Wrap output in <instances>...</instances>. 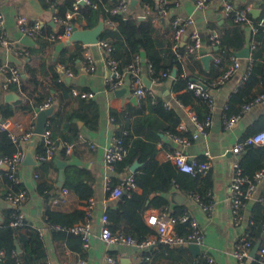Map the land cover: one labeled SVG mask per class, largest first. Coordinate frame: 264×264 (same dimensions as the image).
<instances>
[{"label": "crops", "instance_id": "0c3cea01", "mask_svg": "<svg viewBox=\"0 0 264 264\" xmlns=\"http://www.w3.org/2000/svg\"><path fill=\"white\" fill-rule=\"evenodd\" d=\"M153 1L157 8L156 13L152 14L150 7L147 4H141L140 0H130L129 8L124 15L132 16L138 20H145L150 16L154 26V36L157 38L168 37L169 40L173 41V19L191 20V24L186 28L180 41L178 43L174 41L175 45L173 48H176L178 44L183 47L181 51H177V53H183L181 58H178L176 53L177 60L181 66L180 78L189 77L191 82L205 85L213 97L214 105L211 110V124L206 129V134L197 138H193L195 124L191 119L190 113H193L199 121H203L209 113L208 106L206 102L203 101V104L197 100H193L192 104L189 105H182L179 102L177 96L185 92V89L176 91L173 88L175 84L173 81L175 78L174 70L172 72H161L160 76L153 77L150 58L140 55L142 60V83L145 86L144 80H149L150 86L148 88L152 91L156 101L160 100L163 104H167L166 108L175 112V117L179 121L176 126H173L172 116L151 113L152 104L150 97L139 98L136 96L135 102L131 101V98L135 95L126 74H124L123 84L117 89L111 90L106 85L105 79L109 75L106 60L111 55L102 47H88L94 60L95 71L87 73L81 68L86 45L65 41L62 38L51 39L48 37L51 32L47 30V27L57 29L60 24H63L55 14L57 12L56 4H60L61 0H57L56 3H49L47 7H43L39 0H0L3 31L5 32V37L12 43L13 51H29L27 47L35 45L34 38L36 35L30 38L31 45L29 46L20 42L22 35L17 25L19 16H25L30 21H39L44 29L42 50L38 53V60L34 58L30 66L34 69V80L37 84L34 90L20 92L19 85L21 83L15 84L17 86L16 89H9L11 83L8 84L7 89H4L3 85L6 83L7 76L0 74V105L9 104L14 110V114L9 118L12 123V132L18 137L29 130L34 132L37 118L36 110L48 98H51L53 111L50 116L54 115L55 119L52 123L53 141L57 143V146L60 148L64 143L61 139V133L66 117L71 113L84 117V120L75 119L79 130L78 133L95 145V149H91L86 143L79 142L70 155H62L59 152L53 160L33 165L24 164L23 160L28 151L31 152L34 159V155L37 154L35 152L36 146L41 140L40 135L34 133L28 140L22 141L19 147L15 146V149L21 154V163L17 168L16 175L19 178L22 190L26 193L18 209L23 215L25 223L38 230L41 245L47 253L46 264H74L79 259H83L85 264H104L106 253L117 259L120 264H196L194 260L199 258L202 260L199 264H207L202 258L203 254L212 257L216 264H258L256 253L252 256V248L248 256L242 261L235 259L231 252L235 239L243 233L248 232L250 234L253 246L261 237L260 228L264 222V206L260 198L264 196V183L259 185L245 199L240 210L241 220L238 224H235L231 216L229 188L232 177V163L236 159L241 162V159L247 153L246 149L240 155H235L231 153V149L246 136L264 128V99L242 113L233 127L227 129L223 124L225 116L238 114L244 104H241L237 98L233 106L230 109L227 108L231 95L235 94L238 88L243 85V77L247 73L249 66H252L251 52L255 47L254 37L256 34L252 33L250 25L233 22L232 18L224 13L223 2L220 0H214L201 9L196 8L195 0ZM117 2L118 0H115V3ZM230 2L234 8L249 9V17L251 16L253 19L263 15L264 0H230ZM253 9L259 10V14L256 17L250 14V10ZM155 19L156 22L154 23ZM51 22H53V25H50ZM251 23L254 25L252 20ZM105 24L114 26V24L109 22ZM76 27L80 29L78 26ZM235 29L236 32H234ZM191 31H198L202 36L203 46L199 58L194 55H184V51L190 43L189 33ZM210 32H214L218 39L222 35L239 36L243 39V46L235 52L245 47H249L250 50L249 58H238L239 68L224 83L216 87H213L212 83L231 64V56L227 57L223 51L219 50L218 45H210ZM8 52L9 50L0 45V64L8 63L17 66L21 71V82H23L27 76L26 71L29 69V66H26L31 55L30 51L28 56H15L11 52L20 60V64L8 62ZM204 55L219 56V64L216 65L210 61L208 70H205L201 62V57ZM71 56L74 57L72 58ZM59 66H64L71 70L73 76L65 77L58 82L57 79L62 75L59 72ZM125 69L122 70L123 73H125ZM173 72L174 76H172ZM164 73H166L165 76L163 75ZM261 87L260 85V87L252 89L255 92L253 98L261 93L258 91ZM65 88L86 92L91 96L82 98L83 101L80 102L79 96L66 93ZM8 93L15 94L17 98L13 102H8L6 100ZM28 94H31V96L28 97ZM24 99L28 100L29 103L40 101L41 104L33 112L24 111ZM140 108H142V116H151L158 121V124L173 128L178 132L176 136L182 140V142L175 141L173 138L175 134L169 131L160 133V140L155 143L156 152L154 154V160L158 164L165 162L172 164L168 154L174 150H180L188 157L206 160L210 165L209 171L205 176H197V181L192 190H186V183H183L182 187L174 183L168 191L159 194L166 201L164 206H151L142 214L145 221V216L148 213L167 207L170 214L183 212L194 217L204 233L203 244L198 246L199 252L195 256L188 246L171 247L159 244L140 250L119 244L107 245L100 239L101 215L106 213L108 208L115 207L119 201L107 202L105 200L107 180L109 178L111 182L115 180L116 185L120 178L129 174L133 175L136 172L132 173L130 169L123 173L109 172L105 168L103 161L104 149L116 136V129L118 128L110 112L129 113ZM227 109L230 111V115L227 114ZM0 120L2 119L0 118ZM128 120L131 122L133 117H128ZM93 123H95L94 126H92ZM123 132L125 131H122V134ZM4 155L0 151V162H2ZM69 166L87 171L84 182H89L92 189V195L89 199L94 202L89 226V243L85 248L82 246L80 252L71 250L72 248H69L66 244V239L59 238L52 228L53 225L50 224L51 218L45 215L46 211L53 214H66L74 210H83L89 200H81L72 191L71 187L64 185L65 171ZM138 167H140V164ZM1 171L3 169L0 168ZM181 176L183 175L181 174ZM41 186L45 188L41 189ZM9 189L8 184L0 178V226L4 224L7 218V210L12 208L11 204L6 200V193ZM63 189L67 190L65 194H63ZM135 191L141 193L142 190L137 187ZM201 193L205 194L203 198L210 194L213 202V210L210 214L204 212L194 200L193 194L200 195ZM153 195L154 193L149 197L151 198ZM178 195L183 198L177 197ZM61 197L63 200L58 203L53 202L54 198ZM148 203L149 200L147 201ZM57 219L52 217L55 222ZM257 233L259 234L258 237ZM70 245L74 247L73 243ZM15 253L17 254L18 252L15 251ZM32 257L33 255L30 259ZM28 263L29 261L24 264Z\"/></svg>", "mask_w": 264, "mask_h": 264}, {"label": "trees", "instance_id": "16d2710c", "mask_svg": "<svg viewBox=\"0 0 264 264\" xmlns=\"http://www.w3.org/2000/svg\"><path fill=\"white\" fill-rule=\"evenodd\" d=\"M43 7H47L49 3H56L57 0H39ZM74 0H61L60 4H56L57 12L56 17L59 20H64L66 13H73L69 19V23L80 29H91L102 21L105 25L100 34L99 40L107 41L111 47L110 55L117 62L118 69L122 71L128 66L135 54L144 55L150 58V67L152 69V76L158 77L161 72L175 71L174 86L176 91L185 89V92L178 94L177 98L182 105L192 104L193 100H197L204 104V100L200 97H195L192 90L187 88L191 79L189 77L180 78L181 66L177 60L176 53L181 51L183 47L178 44L173 48L175 42L169 40L168 37L157 38L154 36V26L149 16L145 20H138L132 16H125L124 14H112L109 9L116 3L115 0H90V4H79L76 11L72 8ZM141 4H147L150 7L151 13H156L157 8L153 0H140ZM96 7V8H95ZM261 17L250 19L254 25L257 26ZM112 23L114 26H107L105 23ZM47 30L54 34H61L64 30V24H60L57 29L47 27ZM236 32V29L234 30ZM44 29L36 34L33 47H27L30 51L29 62L27 63V76L26 79L19 85L20 92H28L34 90L36 81L34 80V69L30 67L32 61L38 60V53L41 52L43 47L42 35ZM172 36V35H171ZM171 39V38H170ZM255 47L251 52L252 66L250 73L235 94L231 95L227 108L230 109L238 98L241 104L246 103L255 95L252 91L253 88L262 86L259 92L264 90V26H258V32L254 37ZM80 43V42H77ZM79 45V44H78ZM81 46V45H80ZM219 50L229 57L243 46V39L239 36H226L219 37ZM173 48V50H172ZM72 58L74 56H71ZM74 60V59H73ZM63 62V60H61ZM33 87V89H32ZM15 84H10L9 89H16ZM66 93L70 94V90L65 88ZM258 92V93H259ZM31 94H28L30 97ZM83 101L80 98V102ZM149 101V100H148ZM23 107L24 111L33 112L41 104L40 101L29 103L25 100ZM229 106V107H228ZM227 109V114L230 111ZM151 113L160 114L162 116H172L173 126H176L178 118L175 117V112L171 109L164 107L163 103L158 100L154 105H151ZM14 114L13 108L9 104L0 105V118L5 120L9 119ZM111 117L116 129V137H120L124 146L127 149L125 157L116 163V172L123 173L134 162H138L140 167L133 174L134 180L138 188H141V193L135 190L129 193V196L124 194L116 203L115 207L108 208L106 211L108 217V225L111 231L121 230L127 235L132 236L138 242L146 236L153 233V231L146 225L143 219V212L151 207L164 206L166 201L159 196L160 193L168 191L174 183L182 187L186 183V190H192L197 181V176L192 177L189 174L179 172L174 165L170 162L158 164L154 160L156 152L155 143L160 140V133L169 131L175 135L178 132L169 126H162L158 124L151 116H142V108L133 110L132 112L115 111L110 112ZM128 117H133L129 122ZM175 117V119H174ZM75 119L84 120L82 115L69 114L66 117L65 125L61 133V139L64 142L74 141L78 127ZM49 129L51 132V139H54V132L52 123L55 121L54 115L49 116L47 119ZM92 123V122H91ZM96 123V121H95ZM93 123L92 126L95 125ZM161 128V129H160ZM125 131V134H122ZM15 145L9 140L5 133H0V151L7 156H11L15 152ZM45 147L42 139L36 146V153H44ZM60 154L64 155L63 150ZM45 163V162H43ZM241 167L243 174L251 177L256 171L264 169V146H251L247 149V153L241 159ZM87 171L74 166H69L65 171V186L71 187L72 191L81 199L88 200L92 195V189L89 182H84ZM181 174L183 176H181ZM5 183L8 184L10 190L14 193L22 190L20 184L13 183L10 179L3 177ZM115 185V180L111 182V186ZM45 187L41 186V189ZM154 195L150 198L151 194ZM205 194L201 193L198 196L204 201ZM149 203L147 204V201ZM13 208L7 210V218L2 226H0V252L3 253V258H0V264H46L47 253L45 248L41 245V239L37 229L32 228L27 223L18 227H12L10 222V215ZM183 212L174 213L171 215H180ZM48 218H51L50 224L55 226L57 224L63 226H72L74 223L82 221L84 218L83 210H74L66 214H53L49 211L45 212ZM53 218H58L55 221ZM49 221V220H48ZM177 230L181 234L187 233L186 225H178ZM59 238L66 239V244L71 250L80 252L82 247L81 237L71 232L62 230L54 231ZM257 237L259 234H256ZM15 242L20 247V252L12 257L15 253ZM73 243L74 247L70 244ZM185 248V247H184ZM33 257L30 259V257ZM199 264L202 260L199 258L194 260Z\"/></svg>", "mask_w": 264, "mask_h": 264}, {"label": "built area", "instance_id": "2783aa9c", "mask_svg": "<svg viewBox=\"0 0 264 264\" xmlns=\"http://www.w3.org/2000/svg\"><path fill=\"white\" fill-rule=\"evenodd\" d=\"M83 1L84 4H90V0H77L72 3V8L74 11L77 10L79 2ZM214 0H195L196 8L201 9L207 6ZM223 2V11L227 16H230L235 23L247 24L251 26L252 33L256 34L258 32V26L264 25V12L257 26H254L251 23L249 17V9H237L234 8L230 0H220ZM130 0H118V2L109 10L112 14H125L129 8ZM73 16V13H66L65 19L61 22L64 24V30L61 34L49 33L48 37L51 39L62 38L65 41H69V37L73 32L74 27L69 23V19ZM156 22V19L153 21ZM191 24L190 19L179 20L178 18L173 19L172 28H173V39L178 43L185 33L186 28ZM18 30L22 36H27L29 39L34 35L42 31V24L39 21H30L25 16H19L17 19ZM190 43L187 45L184 55H194L196 58L200 57V51L202 49V36L198 31H191L189 33ZM209 40L211 46H217L219 44L218 36L214 32H210ZM0 45L5 47L9 52H13L15 56H28L29 51H13L12 43L5 37V32L3 31V20L0 15ZM89 46H99L102 47L108 54L111 52V47L106 41L98 40L94 45H86V50L84 53V60L81 64L83 71L87 73H93L95 71L94 60ZM183 55L177 53L178 58H181ZM212 62L216 65L219 64V56H212ZM108 67L109 75L105 79L106 85L111 89H117L123 84L124 74H126L130 80L131 87L133 88L134 95L141 97H150V102L154 105L157 101L154 98L150 88L145 87L142 83L141 70H142V60L139 54H135L125 69V73L118 69L117 62L112 58L108 57L106 60ZM239 68L238 58L234 55L231 56V64L227 69L212 83L213 87H216L227 80L231 74H233ZM251 70L249 66L247 73L243 77L242 83L245 82ZM59 72L62 74L57 81H62L65 77L69 78L73 76V72L64 66H59ZM0 74L7 76L6 83L3 85L4 89H7L8 84H20L22 79V74L19 68L13 64L2 63L0 64ZM164 76L166 73L163 74ZM189 90H192L193 94L206 102L208 106L209 113L203 121H199L193 113H190L191 119L195 124V132L193 138L206 134V129L211 124V110L214 105L213 97L206 88L196 82H189L187 85ZM70 92L74 96H79L80 98L90 97L91 95L86 92H79L75 89H70ZM264 99V90L244 103L241 107V110L238 114L225 116L223 124L225 128H231L238 121L241 114L249 110L253 105L259 103ZM52 99L48 98L47 101L42 104L38 110H45L52 106ZM164 107H167V104H163ZM48 121L45 122L44 131L40 135L45 151L44 153H37L34 155V160L36 163H42L49 160H53L57 153L60 150H63L64 155H70L76 144L79 142L86 143L91 149H95V145L85 139L81 134H77L75 141L64 142L59 148L57 143L51 139V132L48 127ZM12 123L10 119L0 120V133H5L9 140L16 147H19L22 141L28 140L34 135V132L29 130L21 136H16L12 130ZM125 132H123V135ZM175 141L182 142V140L174 135ZM251 146H264V128L260 131L246 136L241 141L237 142L231 149V153L235 155H240L244 150L248 149ZM127 149L123 144V141L120 137H113L111 143L104 149L103 161L105 168L109 172L116 171V163L121 161L126 155ZM169 160L176 167L179 172L189 174L190 176H205L210 168L209 163L206 160L198 159L196 157H188L180 150H174L168 154ZM2 162L7 166L6 170L0 172V178L6 177L10 179L13 183L19 184V178L16 175L17 168L21 163V154L16 150L11 156L4 155L2 157ZM264 183V169L256 171L251 177H248L243 174L240 161L236 159L232 163V177L229 188L230 193V212L233 221L235 224L241 220L240 210L244 204L245 199H247L256 188ZM137 189L136 182L132 174L122 177L119 179L118 183L114 186H111V179L107 180V194L105 200L107 202L118 201L120 198L126 194L129 196L131 191ZM67 192L66 189H63V194ZM26 193L24 190H21L17 193H14L9 189L6 193V200L11 204L13 211L10 215L9 224L12 227L21 226L24 223V217L19 211V206L23 202ZM194 200L198 203L199 206L203 209L204 212L210 214L213 210V202L210 198V194L207 195L206 200L204 201L198 195L193 194ZM63 198H54L53 202L58 203ZM264 206V196L260 198ZM94 202L92 199H89L88 202L83 207L84 218L81 222L76 223L72 226H52L54 230H62L66 232H71L73 234L79 235L82 240V246L85 248L89 243V226L91 222V216L93 211ZM101 229H100V239L107 245L119 244L130 247H135L140 250H145L159 244L168 245L171 247L178 246H188L191 244L202 245L204 241V233L201 226L198 224L196 219L187 213H182L180 215H171L167 207H163L157 211H152L145 216L146 225L153 231L152 234L146 236L141 241H137L130 235L125 234L120 230L111 231L108 225L107 214L104 213L101 215ZM186 225L187 233L181 234L177 230L178 225ZM260 235L262 236V241L259 244L256 256L258 264H264V222L260 228ZM253 246V241L248 232L243 233L238 236L232 248V256L242 261L245 257L248 256L249 251ZM16 253L12 254V257H15ZM0 257H3V253L0 252ZM202 258L207 264H216L212 257L207 254H203ZM74 264H85L83 259L77 260ZM104 264H120L117 259L112 257L110 254L106 253L104 256Z\"/></svg>", "mask_w": 264, "mask_h": 264}, {"label": "water", "instance_id": "95a60500", "mask_svg": "<svg viewBox=\"0 0 264 264\" xmlns=\"http://www.w3.org/2000/svg\"><path fill=\"white\" fill-rule=\"evenodd\" d=\"M79 4L83 5L84 2L80 1ZM250 14L253 17H256L259 14V10H255V9L250 10ZM50 25H53V22H51ZM104 27H105V25L102 21H99L97 23V25L91 29L83 30V29H78L77 27H74L73 32L71 33V35L69 37V42H80L84 45H94L98 42V40L100 38V34L103 31ZM20 42L24 45H27V46L31 45V40L27 36H22ZM234 55L237 58H249V55H250L249 47H245L242 50L235 52ZM7 60H8V62L20 64V60H18L11 52H8ZM211 60H212L211 55H204L201 57V62L203 64L205 70H208L209 63ZM172 76H174V72L172 73ZM144 83H145L146 87L150 86L149 80H144ZM202 86H203V88H206L205 85H202ZM16 98H17L16 95L13 93H8L6 95V100L8 102H13V100H15ZM135 99H136V96H133L131 98V101L135 102ZM52 111H53V107H50V108L45 109V110H38V109L36 110L37 118H36V123H35V128H34V133L36 135H41L43 133L46 119L50 116ZM23 163L27 164V165H33L36 163L35 160L33 159V156H32L30 151H28L26 153L24 160H23ZM138 166H139V163L134 162L130 166L129 169L132 173H134L137 170ZM0 168L3 170H6L7 166L3 162H0ZM177 197L183 198L180 195H178ZM261 240H262V236L255 242L254 246L252 247V256L255 255L257 248H258L259 244L261 243ZM15 247H16V251L19 253L20 247L17 244V242H15ZM188 248L191 250V252L194 256L199 252L198 245L191 244V245H188Z\"/></svg>", "mask_w": 264, "mask_h": 264}]
</instances>
